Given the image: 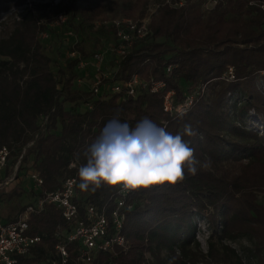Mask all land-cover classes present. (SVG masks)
I'll list each match as a JSON object with an SVG mask.
<instances>
[{
	"label": "trees",
	"instance_id": "trees-1",
	"mask_svg": "<svg viewBox=\"0 0 264 264\" xmlns=\"http://www.w3.org/2000/svg\"><path fill=\"white\" fill-rule=\"evenodd\" d=\"M148 1L137 0V6L144 8ZM202 1L185 0L176 8L162 4L151 19V34L135 41L124 56H115L116 71L103 79L104 89L133 75L165 83L162 92L141 91L135 98L106 90L96 97L76 88L82 74L78 64L88 59L81 48L73 49L76 57L53 71L41 45L47 31L43 16L27 13L0 39V144L11 150L14 161L26 149L18 176L23 178L30 169L40 173L43 185L35 195L54 191L66 177L76 175L79 205L112 204L119 186L82 191L77 173L86 162L84 149L114 117L134 126L147 116L174 134L191 123L197 135L185 139L199 161H210L209 167L198 166L196 175L186 173L174 186L132 190L123 210L128 249L97 254L91 264H155L145 253L161 264L162 251L169 256L168 264H213L212 240L225 248L224 242L238 236L246 237L254 252L262 248L264 208L248 190L264 187V12L249 7L251 0H224L208 11ZM76 3L71 0L66 7L69 20L84 17L87 28L95 31L93 24L105 18ZM107 32L115 37L112 29ZM168 91H173L175 104L197 94L183 120L163 112ZM72 163L75 168L68 170ZM27 186L23 180L2 194L1 205L4 200L27 202ZM198 220L210 230L206 253L194 237ZM28 226L29 235L41 241L21 264H49L59 242L58 229L66 234L71 227L53 206L32 217ZM68 252L74 259V246H68ZM256 257L257 264H264ZM231 258L240 263L234 253Z\"/></svg>",
	"mask_w": 264,
	"mask_h": 264
},
{
	"label": "built area",
	"instance_id": "built-area-1",
	"mask_svg": "<svg viewBox=\"0 0 264 264\" xmlns=\"http://www.w3.org/2000/svg\"><path fill=\"white\" fill-rule=\"evenodd\" d=\"M185 0H165L163 5L171 8L181 6ZM224 0H203L202 9L212 10L221 4ZM248 6L264 12V3L249 1ZM159 6L148 11V15L139 21L133 19H119L110 23L104 22L103 25L113 30L116 38V45L112 49L117 57H122L126 50L133 45L135 41L143 40L148 37L150 32V22ZM62 23L63 19L60 18ZM108 24V25H107ZM76 54L72 53L71 58ZM100 56L94 57V62H98ZM86 63L80 61L78 69L84 68ZM171 68L166 69L170 73ZM229 78L232 79V70H229ZM103 77L96 78L91 88L93 94L98 97L102 92L110 94H121L135 98L141 91H149L151 94L160 93L165 88L163 81L150 79L143 81L136 75H133L128 81L114 84L108 89H104L102 84ZM193 102L192 95H189L183 104L174 103L173 91H168L163 98V112L168 115L177 114L176 109L191 107ZM32 145V144H30ZM29 145V146H30ZM26 153L23 149L20 156L13 163L11 160V150L0 144V264H21V259L29 257L31 249L40 241L39 236L29 235V220L32 217L42 215L47 208L53 206L60 210L62 218L71 227L64 234L58 229L56 237L59 242L54 247V258L49 264H91L97 254L112 253L115 248L127 250L129 245L123 235L125 216L124 200L132 190H121L119 187L118 197L112 204L106 203L102 206H95L91 203L79 205L76 201L77 176L66 177L60 186L51 192H43L41 195H35L43 185V178L40 173L34 169L26 172L25 176L19 177V167ZM75 168V164L69 165L68 170ZM26 181L28 184L27 192L29 202L18 212L11 220H5L1 217V197L14 189L19 180ZM68 246H74L75 258L71 259L68 252Z\"/></svg>",
	"mask_w": 264,
	"mask_h": 264
},
{
	"label": "rangeland",
	"instance_id": "rangeland-1",
	"mask_svg": "<svg viewBox=\"0 0 264 264\" xmlns=\"http://www.w3.org/2000/svg\"><path fill=\"white\" fill-rule=\"evenodd\" d=\"M70 1L3 0L0 4V39L6 38L14 29L15 23L27 13L43 16L42 24L47 27V31L41 35L40 39L43 52L51 61V69L56 71L63 67L65 61L71 58L73 49H83L88 55V59L83 60L86 65L80 69L82 74L77 80L76 88L88 92L91 91L96 78H111L116 71L115 55L112 53V49L116 45V38L107 32L108 28L103 23L126 18L139 21L148 15L149 10L161 6L165 0H149L144 8L137 6V0H77L76 5L80 8L87 11H97V15L105 18L104 21L93 24L95 31L92 32L87 28L84 17L77 16L75 19L69 20V15L65 14V10ZM194 1L197 2L198 0ZM60 18L63 19L62 23L59 22ZM97 55L100 56V59L98 62H94V57ZM0 61L4 60L0 59ZM182 89L185 90L186 86L182 85ZM198 90L200 91L199 94L203 95V88ZM191 95L193 100L197 96L194 93ZM261 128L260 126L259 131L262 130ZM10 162L13 163L14 160L11 159ZM261 188V190H248V193L257 205L264 208V187ZM20 200H4L3 205H1V217L13 219L22 205L29 202V199L27 202ZM197 229L194 237L199 243L200 250L206 253L210 230L204 220L197 221ZM212 243L216 249L211 261L213 264L217 262L219 264H257L256 255L264 259V243L260 242L262 248L259 253L254 252L251 242L243 236L224 242L225 248H222L215 239L212 240ZM233 253L240 259V263L235 258H231ZM144 256L148 262L156 264V260L149 253H145ZM159 257L162 261L161 264H168L169 256L165 251H162Z\"/></svg>",
	"mask_w": 264,
	"mask_h": 264
},
{
	"label": "clouds",
	"instance_id": "clouds-1",
	"mask_svg": "<svg viewBox=\"0 0 264 264\" xmlns=\"http://www.w3.org/2000/svg\"><path fill=\"white\" fill-rule=\"evenodd\" d=\"M187 111L176 109L178 119L183 120ZM196 135L188 122L174 134L147 116L134 126L114 117L84 149L86 162L78 167V187L82 191L102 186L138 190L181 183L186 173L194 176L198 166L210 164L199 161L191 141L185 139Z\"/></svg>",
	"mask_w": 264,
	"mask_h": 264
}]
</instances>
